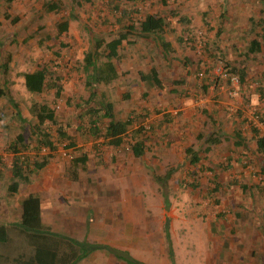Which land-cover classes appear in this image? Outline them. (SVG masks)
<instances>
[{"label":"rangeland","instance_id":"obj_1","mask_svg":"<svg viewBox=\"0 0 264 264\" xmlns=\"http://www.w3.org/2000/svg\"><path fill=\"white\" fill-rule=\"evenodd\" d=\"M48 1L58 3L57 11L45 10ZM164 1L15 0L8 11L10 19H5L6 8L0 3V68L7 56L12 58L7 73L0 71V81L6 82L13 102L31 121L28 109L41 98L26 90L22 74L51 67L61 78L62 94L57 100L46 96L57 120L40 130L55 135L56 126L68 123L77 138L75 148L58 145L48 168L30 178V183L40 176L55 182L45 190L42 184L35 186L43 189L38 195L45 205L43 223L56 234L104 245L143 264H171L169 247L174 264H264V165L254 136V130L264 136V97L259 92L264 89V51L243 63L254 39L250 19L256 24L255 33L259 32L264 0ZM115 4L120 5L119 10ZM124 10L128 26L130 21L140 23L148 14L167 16L169 27L163 37L173 51L167 62L153 38L143 35L131 37L137 43L115 53L124 75L108 87L100 86L96 101L105 94L118 118H132L133 124L122 148L116 152L100 148L87 171L74 182L66 174L69 161L78 155L77 148L92 150L93 144L92 140L82 142L75 133L81 121H86L89 96L77 67L94 39L114 38ZM184 17L189 19L186 25L178 22ZM63 21H68V30L59 34L57 24ZM222 60L246 67L245 83L228 82ZM153 68L161 77L160 89L140 80L139 71L147 73ZM125 93L128 99H123ZM14 114L8 99L0 98V158L5 173L10 172L7 166L13 158L9 144L17 135L26 138L30 132L27 124L21 129ZM151 126L144 142L146 153L135 158L127 147L135 142L132 133ZM238 131L246 138L241 146L236 145ZM212 134L220 140L216 146L206 141ZM26 144L28 150L22 153L27 156L48 154L42 150L36 155L33 143L27 139ZM188 149L198 152L196 165H190ZM223 163L228 165L226 169L221 167ZM169 172L171 176L165 180ZM194 183H198L196 188ZM215 183L220 185L218 206L215 198H206ZM8 185L2 177L0 198L4 200L0 206L6 202L13 206L28 195L27 185L8 197ZM11 211L6 219L0 209V224L12 226L11 243L1 253L13 258L29 248L24 236H17L19 229L13 227H20L21 209ZM167 221L170 242L164 233ZM79 264L125 262L98 251Z\"/></svg>","mask_w":264,"mask_h":264},{"label":"trees","instance_id":"obj_2","mask_svg":"<svg viewBox=\"0 0 264 264\" xmlns=\"http://www.w3.org/2000/svg\"><path fill=\"white\" fill-rule=\"evenodd\" d=\"M15 0H0L6 8L5 19H10L8 11L12 7V3ZM163 4L166 2L164 0ZM45 10L47 12H55L60 7L57 2H45ZM120 5L115 4V9L119 10ZM127 10L121 12L118 18L120 23L119 29L114 33V38L107 41L106 38L94 39L91 42V47L84 55L83 60L77 67L78 73L83 78L85 89L88 91L89 96L85 101L86 106V121L76 127L75 133L79 136L82 142L86 143L90 140L93 141L92 150H87L84 147L77 148L78 155L71 158L69 161V168L67 177L71 181H79L80 173L86 172L93 155H96L100 148L110 147L113 152L116 149L123 147L124 138L127 137L129 127L133 124L132 118H127L122 121L118 118V114L115 110V106L110 102L105 94H101V100L96 101L98 97V90L100 86L108 87L117 82L124 74L119 71L118 68V56L115 54L125 46H133L137 42L136 40H129L131 37L139 38L143 35H148L153 38L156 45L160 48L164 59L170 61V53H172V44L167 42L163 37V33L166 28L169 27L168 17L158 14H148L144 19L138 23L130 21L131 26L125 23L127 17ZM175 17L177 14L171 12ZM224 13V12H223ZM205 15V14H204ZM225 16V14H222ZM253 25L251 29L254 39L247 47L245 54V61L248 62L251 57L258 55L264 51V22L260 23L259 32L256 31V24L253 19H250ZM17 18L13 19L15 23ZM264 21V20H263ZM129 22V23H130ZM179 23L186 25L189 23L187 17L178 20ZM262 22V20H261ZM139 26V28H138ZM68 30V21H63L57 24V31L59 34L65 33ZM218 32L217 35H219ZM255 33V34H254ZM11 55L6 57L4 63H2L0 71L2 75H5L8 70V66L11 63ZM223 61V60H222ZM224 68L228 73L227 81L231 82V79L237 78L238 83H245L247 78L246 67H236L231 63L223 61ZM142 83L146 84L150 88L160 87L161 77L156 68L149 70L147 73L138 72ZM24 78V85L26 90L31 95H36L41 100L33 101L28 109L31 121L24 118L17 104L13 102L9 90L6 86V82L0 81V98H7L13 107L15 114L14 117L19 119L21 123V129H25V124L29 125V136L23 138V136L17 135L12 143L9 144V153L13 156L11 161L10 178L8 186V197L16 195L21 186H27L32 176H35L42 170H44L52 160L53 154L58 150V145L64 144L65 149L75 148L77 138L71 134L70 125L68 123L59 124L56 126L55 135L50 131L41 132L40 128L45 127L48 124L55 123L57 116L54 108H52L45 100L46 96L53 95V99L57 100L61 97L62 86L61 78L58 73L52 70L51 67L45 65L36 71L26 72L22 74ZM218 82L215 83V85ZM259 92H262L264 97V89L259 88ZM129 94H124L123 99H128ZM170 123V120L168 121ZM153 126L150 130L139 128L132 133V141L128 144V151L132 153L135 158H141L146 153L145 138L150 134ZM256 134L255 142L258 155H261L262 164L264 165V136H259L257 130H254ZM212 135L207 136V143L216 146L220 143L218 137ZM237 146L243 144L246 138H244L240 131L236 134ZM141 138L136 140V137ZM35 138V139H34ZM30 141L34 145L36 155L42 150H47L48 154L42 158L38 156H27L22 152L27 149L26 140ZM99 142V143H98ZM28 150V149H27ZM210 147L205 149V152H209ZM190 154V165H196L200 161L198 152L192 149H188ZM2 159L0 158V166ZM101 164V160H98ZM223 169H226L228 165L223 163L221 165ZM171 172L167 173L165 180L170 178ZM2 178V177H1ZM198 186V183H194V188ZM219 184H214V187L207 193L206 198L216 199V205L221 204V198L218 196ZM42 201L38 195L28 194L26 197L19 201L21 215H20V227L19 232L26 237L27 247L29 250H24L16 257L11 258L6 252L1 253V250L6 248L11 243L9 236V228L4 224H0V264H79L82 261L88 259L92 254L98 251H107L108 254H112L116 257V260L124 261L125 264H143L132 258L122 256L121 252H117L104 245L95 243H89L87 241H79L74 238L67 237L62 234L54 233L48 226L44 225L41 210ZM221 217H223V214ZM220 217V216H219ZM165 238L170 242L169 224L168 221L164 227ZM27 253V254H26ZM169 259L171 264H174L173 251L169 247Z\"/></svg>","mask_w":264,"mask_h":264},{"label":"crops","instance_id":"obj_3","mask_svg":"<svg viewBox=\"0 0 264 264\" xmlns=\"http://www.w3.org/2000/svg\"><path fill=\"white\" fill-rule=\"evenodd\" d=\"M160 89V88H159ZM157 91V90H156ZM158 91H160V92H162V93H165L163 90H158ZM181 110H183V109H181ZM180 115V114H179ZM2 159V158H1ZM4 166H5V164H4ZM51 166V165H50ZM48 168V167H47ZM7 170H9V168H8V166H7ZM48 170H50L51 171V168L50 169H48ZM55 173V172H54ZM53 174V173H52ZM5 175V176H4ZM41 175H43V174H41ZM53 175H55V174H53ZM57 177H58V174L56 175ZM1 177H3V179L5 178L6 179V181L8 180V181H10L9 180V178H10V172H3V170H2V165L0 166V180L2 179ZM4 181V180H3ZM38 181V182H37ZM37 181L35 180V182H32V183H29L28 184V190H26V193L27 194H34V195H39L41 192H42V190L43 189H36L35 188V186L36 185H38L39 186V184H42V185H44L45 187H44V190H45V188L47 187V186H51L53 183H55L54 182V180H52L51 178H49L48 176H40L39 178H37ZM9 186V185H8ZM40 187V186H39ZM26 194V195H27ZM25 195V196H26ZM21 197V196H20ZM22 198H24V197H22ZM21 198V199H22ZM20 199V200H21ZM41 199V201H42V204H41V210H42V214H43V212H44V207H45V205L43 204V199L42 198H40ZM3 198H0V202L3 204ZM3 209V211L5 212V218L7 219H9L12 215V211H11V209H20V205H19V202L18 203H14L13 204V206L12 205H10V203L9 202H6L5 203V205H3V206H0V209ZM4 225H6V226H8V228H10V224L9 223H4ZM12 227V226H11ZM13 227H15V228H18L19 227V225H14ZM17 236H22L21 235V233L19 232L18 234H17ZM24 236V235H23ZM11 237V236H10ZM19 237H15L14 238V240H19ZM11 240H12V238H10ZM24 239H26V237L24 236Z\"/></svg>","mask_w":264,"mask_h":264},{"label":"built area","instance_id":"obj_4","mask_svg":"<svg viewBox=\"0 0 264 264\" xmlns=\"http://www.w3.org/2000/svg\"><path fill=\"white\" fill-rule=\"evenodd\" d=\"M225 76H227V75H225ZM234 81H235V82H238V81H237V78H233V79H231V82H234Z\"/></svg>","mask_w":264,"mask_h":264}]
</instances>
